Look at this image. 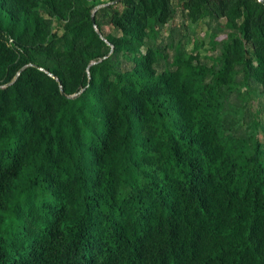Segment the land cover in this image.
I'll return each instance as SVG.
<instances>
[{
  "label": "trees",
  "instance_id": "16d2710c",
  "mask_svg": "<svg viewBox=\"0 0 264 264\" xmlns=\"http://www.w3.org/2000/svg\"><path fill=\"white\" fill-rule=\"evenodd\" d=\"M172 1L0 0V264H264V5Z\"/></svg>",
  "mask_w": 264,
  "mask_h": 264
},
{
  "label": "rangeland",
  "instance_id": "374dc122",
  "mask_svg": "<svg viewBox=\"0 0 264 264\" xmlns=\"http://www.w3.org/2000/svg\"><path fill=\"white\" fill-rule=\"evenodd\" d=\"M173 4H175V8H176V15L174 17V19L172 20V22L170 23L172 27H174V33H173V39L176 41L177 39H180L181 35L185 33V26L187 25L189 27L188 31L186 33H188V35L191 37H196L198 39H201L203 37V30L199 29L198 27H194V26H190L188 25V23L186 22V20L181 16L180 14V10L177 7V4L179 3V0H173L172 1ZM110 30L107 27H103V33H109ZM162 42L166 43L165 37H166V33L163 32L162 33ZM182 44H186L185 48L186 50H190L192 45L191 42H186L185 39H181ZM207 48V45H204L203 47H201L199 49V53L200 56H204V55H210V52H205L204 49ZM166 54V62H168L170 60L171 54H172V50L171 49H166L165 51ZM205 62H208L207 60H205ZM156 67V72H160L163 68L166 67L165 65V61H159L157 63ZM242 94L239 95H235V94H231L229 96V105H230V109L233 110L235 107H239L241 105H244L245 109H244V117L243 120L240 121V127H239V132H242L243 130H245L246 128H248L249 124L251 123V118H256L257 122H258V127H257V137L264 141V95L260 93L259 91V87L254 85L253 83L249 82L248 83V88H247V95H245V91L241 90ZM264 143V142H263ZM264 149V145L262 146Z\"/></svg>",
  "mask_w": 264,
  "mask_h": 264
},
{
  "label": "water",
  "instance_id": "95a60500",
  "mask_svg": "<svg viewBox=\"0 0 264 264\" xmlns=\"http://www.w3.org/2000/svg\"><path fill=\"white\" fill-rule=\"evenodd\" d=\"M259 2H260L261 4L264 5V0H259ZM90 21H91V23H92V25H93L94 22H93V18H92V16L90 17ZM94 30H95V28H94ZM60 93H62V92L60 91Z\"/></svg>",
  "mask_w": 264,
  "mask_h": 264
},
{
  "label": "built area",
  "instance_id": "2783aa9c",
  "mask_svg": "<svg viewBox=\"0 0 264 264\" xmlns=\"http://www.w3.org/2000/svg\"><path fill=\"white\" fill-rule=\"evenodd\" d=\"M259 2V0H257Z\"/></svg>",
  "mask_w": 264,
  "mask_h": 264
}]
</instances>
